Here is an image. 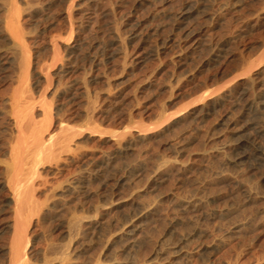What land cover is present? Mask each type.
Wrapping results in <instances>:
<instances>
[{"label":"rangeland","instance_id":"obj_1","mask_svg":"<svg viewBox=\"0 0 264 264\" xmlns=\"http://www.w3.org/2000/svg\"><path fill=\"white\" fill-rule=\"evenodd\" d=\"M2 4L27 46L35 120L73 129L66 158L38 166L28 264L48 248L77 264H264V107L239 97L264 92V0ZM20 85L17 65L0 64V94ZM6 110L0 100L2 181ZM13 206L0 189V264Z\"/></svg>","mask_w":264,"mask_h":264},{"label":"bare ground","instance_id":"obj_2","mask_svg":"<svg viewBox=\"0 0 264 264\" xmlns=\"http://www.w3.org/2000/svg\"><path fill=\"white\" fill-rule=\"evenodd\" d=\"M1 9L7 12V16L0 21V35L7 39L8 47L0 51V64L12 65L19 69V81L21 85L15 87L10 94L4 96L0 94V100L7 104L9 118L12 124V133L8 139L6 154L8 155L6 170L7 177L5 181L0 180V189L7 187L11 192L13 201V237L6 249L8 255V264H28L27 247L29 242V233L33 227V220L30 218L28 223L26 217L28 213L36 212L39 209L37 200L38 166L43 159L66 158L71 148V136L73 129L62 121L59 122L60 131L53 132L52 124L44 128L37 122L33 116L32 110L36 103L34 97L27 93L28 85L26 82L27 70V46L20 32L19 25L11 18L12 7L5 4L0 5ZM141 22H137L132 29V36L140 34ZM264 58V54H263ZM7 67H5L6 69ZM245 74V73H243ZM243 77L244 80H253L249 74ZM239 83L238 85L242 86ZM247 89L239 93V97L244 99V106L249 110H260L264 107V92L256 94L253 98L246 97ZM220 97H214L210 102L202 107L216 103ZM47 117H51V109L41 110ZM178 113V112H176ZM264 155V153H261ZM80 225V220L73 219L65 227L68 233L75 232ZM54 251L46 249L41 252L43 264H77L73 260L67 259V251L61 250L57 257L51 255ZM102 264H131L122 263L117 260L106 261ZM179 264V263H172Z\"/></svg>","mask_w":264,"mask_h":264}]
</instances>
